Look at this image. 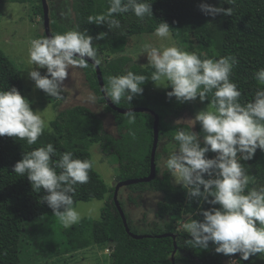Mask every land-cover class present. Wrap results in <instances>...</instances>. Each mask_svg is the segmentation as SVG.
Instances as JSON below:
<instances>
[{"label": "trees", "instance_id": "trees-1", "mask_svg": "<svg viewBox=\"0 0 264 264\" xmlns=\"http://www.w3.org/2000/svg\"><path fill=\"white\" fill-rule=\"evenodd\" d=\"M38 1L35 11L42 15L41 1ZM148 2L151 3L152 0ZM201 3L224 8L232 7V15L225 16L222 13L215 17L205 15L199 7ZM74 6L77 29L87 30L88 34L93 36V43L101 57L105 51L109 52L108 54L123 51L130 36L152 33L162 21H166L171 27V35L180 40L179 46L184 51L195 52L201 59L232 58L230 80L241 92L242 105L252 101L256 91L264 88V85L255 78V73L264 68V0H235L233 6L224 0H153L151 5L153 17L140 20L131 11L114 14V18L120 21V28L113 30L106 24L88 23L89 16L95 17L107 12L109 0H74ZM51 20L52 18H50L52 36L73 30V27L67 30ZM101 32H105L106 36L95 39ZM39 38H46L45 34L42 32ZM103 59L100 70L105 87L109 76L126 73L123 69H109L104 65ZM39 71L44 75L46 68ZM86 77L90 87L98 93L99 100L104 101L95 72L94 75L86 74ZM149 83L153 81L150 80ZM11 87H16L24 97L28 95L17 68L0 49V90ZM142 87L143 93L136 94L131 101L134 105L129 107H147L158 115L159 139L166 138L171 141L178 130L191 131L188 125L172 123L168 119L170 116H178L187 104L177 101L174 96L168 97L170 87L162 90H153L150 86L144 85ZM40 91L46 94L43 90ZM43 97L47 102H56L57 99L47 94ZM213 98V93H208L205 102L212 103ZM28 100L33 103L30 97ZM123 103L126 101L122 100L117 106L126 107L127 105ZM30 106L32 108L33 105ZM105 110L114 112L117 129L124 130L117 142L110 134L104 132L102 120L82 105L58 113L50 121L52 131L45 129L34 145H28L26 140L14 137H0V264H30L39 258L60 256L92 245L98 248L110 247L111 264H172L174 242L175 264L178 261L187 264H252L263 256L256 254L248 260H242L239 253L234 255L217 253L216 245L211 241L206 249L194 247L190 235L178 230L177 224L187 214H191L192 219H202L200 211L213 205L205 202L202 197L188 196L189 189L183 185L170 186V177L166 172L159 176L158 167L156 176L151 181L128 186L129 189L137 190L148 185L146 189L162 194L156 206V220L146 222L144 219L143 222L137 223L139 226L134 224L123 203L119 201L130 231L147 236L136 239L126 231L114 204V187L110 199L108 197L101 208L98 219L85 217L79 223L65 229L58 217L53 215L52 209L42 201L45 191L43 189L40 192L34 191L26 176L20 177L13 172V166L22 159L24 152L48 143H52L57 150L54 160H58L60 154L66 151L72 152L73 158L91 159L88 147L98 143L105 155L115 154L117 157L120 167L116 181L147 176L153 141V116L143 112L148 118L142 125L130 124L126 120L127 114H120L107 105ZM120 141L123 144L130 143L127 145L129 149L125 150L121 148L122 146L115 148V144H119ZM174 144L179 147L175 140ZM215 155L216 153L211 151L206 153L209 158ZM159 156L157 151L155 157ZM245 167L254 179L248 183L245 192L250 191L252 187L255 189L264 187V151L257 149L252 159L247 160ZM89 177L88 183L76 186L74 205L78 201L104 198L106 184L94 167L89 171ZM164 233L175 234V239L170 236L157 237ZM230 258L234 261H229Z\"/></svg>", "mask_w": 264, "mask_h": 264}, {"label": "clouds", "instance_id": "clouds-1", "mask_svg": "<svg viewBox=\"0 0 264 264\" xmlns=\"http://www.w3.org/2000/svg\"><path fill=\"white\" fill-rule=\"evenodd\" d=\"M152 2L109 0L107 12L89 16L88 23L106 24L112 30L120 28V21L114 18V14L131 11L140 20L153 17ZM224 2L235 5V0ZM199 7L211 17L221 13L232 15V7L209 3H201ZM170 28L166 21H162L155 29V35L170 39ZM104 36L106 33L101 32L95 39ZM93 40L87 30L78 29L31 40L28 62L35 67L28 70V76L34 81V87L60 99L62 86L71 69L86 68L89 60L95 65L102 63L103 58ZM145 53L154 68L150 80L157 86L170 87L168 97L174 96L183 103L197 97L204 102L208 93L214 96L210 109L199 111L194 119H190L191 131L181 129L175 133L178 150L169 154L163 163V168L171 173L175 182L189 189L188 196L202 197L213 205L200 211L202 219L185 215L181 219L186 221L182 226L184 231L190 235L194 247L206 249L211 241L216 245L217 253H239L242 260L264 254V187L245 192L249 178L241 163L252 159L257 149L264 151V88L256 91L252 101L242 105L239 102L241 92L230 80L232 58L201 59L197 53L176 46L157 48L145 45ZM41 68H46L44 75L39 71ZM255 78L264 85V68L255 73ZM147 80L145 75L127 71L125 75L109 76L103 92L116 105L122 100L130 104L136 94L143 93L142 85ZM90 99L95 100V97ZM133 113L127 112L130 124L136 119ZM49 119L42 115V111L33 110L30 101L16 87L0 90V137H14L34 145L45 129L52 131ZM197 121L203 132L202 141L200 134L192 130ZM182 122L180 119L175 121L176 124ZM160 141L158 136L155 154ZM210 151L216 153L215 157L206 156ZM56 154L52 143L24 152L22 159L14 164L13 172L20 177L26 176L34 191H45L42 201L67 229L82 219V212L74 206L73 197L78 184L88 183L94 162L73 158V153L68 151L54 160ZM157 159L154 156L155 176ZM94 211L95 208L88 209L89 214Z\"/></svg>", "mask_w": 264, "mask_h": 264}, {"label": "rangeland", "instance_id": "rangeland-1", "mask_svg": "<svg viewBox=\"0 0 264 264\" xmlns=\"http://www.w3.org/2000/svg\"><path fill=\"white\" fill-rule=\"evenodd\" d=\"M62 2L64 3L62 4ZM62 2V5H66L65 12L60 11L59 13H56V9L52 5L51 1L49 2L51 7L49 17L65 29L69 27L77 29L74 0H64ZM38 4V0H24L22 2L15 0H0V49L12 61L20 73L22 83L28 92V95L26 94L25 97L27 99L30 97L33 100V103L30 102V105H33V110H40L45 118H50L49 123L58 113L65 112L76 105H82L88 108L89 111L96 114L100 120L102 119L105 133L110 134V136L115 139V142L119 141L120 139L118 138H120V134L123 133L124 130L120 131L117 129L114 117L112 116L114 112L110 111V113L105 110L106 104L104 101L99 100L98 93L90 87L88 78L86 77V74L94 75V69L90 63L89 64L91 66L87 63L88 67L86 68L77 67L70 70L69 76L66 78L62 86L61 98L56 99V102H47L43 97L46 94H42L40 89L34 87V81H32L28 76V70L35 66L30 65L28 61L31 40L39 38L43 32L41 20L42 15L38 12L36 13L35 11ZM179 44H181L180 40L176 39L174 36L171 35L170 39H162L155 35V31L152 33L134 34L127 39L123 51H119L118 53L111 55L108 54L109 52L107 51L102 52V57H105L103 62L109 69H123L125 73H127V71H132L133 73L137 72L134 74L143 73V75L149 79L143 84L144 86H150L153 90H162L165 87L157 86L154 82L151 84L149 83L154 68H152L148 62L147 53H145V45L157 48L162 46H176L183 50ZM106 57H109V59ZM92 96L95 97V100L90 99ZM239 102L241 104L243 103L242 96L239 97ZM186 103V107L179 113L178 116H170L168 119L172 123H175L176 120L180 119L183 121L182 124L188 125L191 130L192 121L190 119H194L197 112L210 109L212 107V103H206L205 101L201 102L198 97L196 100L186 101ZM123 105H127L124 107L127 108L134 104L133 102L130 104L126 102L123 103ZM138 113V115L133 113L136 117L134 124L142 125L148 117L145 116L143 112ZM126 118L128 122V116ZM192 130L200 134V139L202 141L203 132L198 121L195 123ZM123 135L126 136V134ZM127 145H130V143L127 142V144H123V142L120 141L119 144H115V148L122 146L121 148L127 150L129 149ZM112 146L114 145L112 144ZM163 147H165L164 150ZM177 150L178 147L174 144V140L168 141L166 138L161 139L158 149L160 156L157 159L159 168L158 175L161 176L162 173L166 172V174L170 177V186H176L179 184L175 182L171 173L163 168V163L169 154ZM88 151L90 152L91 159L94 162V169L99 173L106 184L104 198L78 201L74 206L82 212V218L86 217L95 220L99 218L100 210L104 206L105 201L108 197L110 199V194L113 189L112 187H114L117 183L116 174H118L120 164L115 154L105 155L98 143L89 145ZM246 162L247 160L241 161L246 175L249 178V182H252L254 179L246 171ZM144 187L147 188L148 185H145ZM146 188L132 190L128 187H123L118 192L120 202L123 203L130 219L136 225H138L137 223L143 222L144 219H146V222L156 220V206L158 201L162 198V194L160 192H155L152 189ZM252 189L255 188L252 187ZM89 208H95L96 211L89 214ZM184 222L186 221L180 220L178 222V230L184 231L182 227ZM109 254L110 247L98 248L97 246L92 245L90 247L77 249L60 256L39 258V260L33 261L30 264H111ZM177 264L187 263L178 261ZM252 264H264V254L261 258L253 261Z\"/></svg>", "mask_w": 264, "mask_h": 264}, {"label": "water", "instance_id": "water-1", "mask_svg": "<svg viewBox=\"0 0 264 264\" xmlns=\"http://www.w3.org/2000/svg\"><path fill=\"white\" fill-rule=\"evenodd\" d=\"M41 1V5H42V27L44 30V34L45 37H51L52 33H51V28H50V17H49V6L47 3V0H40ZM88 63H90L93 68H94V72L96 75V78L98 80V84L100 86V90L101 93L103 95L104 100L106 101V104L114 111L120 113V114H127L128 111H133L134 113H138V112H149L152 116H153V125H152V130H153V141H152V148H151V152H150V169H149V174L145 177H140V178H129V179H125V180H120L116 183V185L114 186V190H113V200H114V204L117 208V210L119 211V214L121 216L123 225L126 229V231L134 238L139 239L142 238L144 236L147 235H141V234H134L130 231L129 226L127 224V220L125 217V214L123 213V210L121 209L120 203H119V199H118V191L121 187L123 186H128L131 184H135V183H146L151 181L152 179H154L155 177V162H154V156H155V151H156V147H157V143H158V136H159V132H158V120L159 117L156 113H154L151 109L147 108V107H131V108H121L118 107L117 105H115L110 98L105 97V94L103 92V77L101 74V70L100 67L101 65H95L92 63V61H87ZM149 236V235H148ZM166 236H170L173 239H175V234L173 233H164L161 235H157V237H166ZM175 251H176V245L174 242V249L172 251L171 254V262L172 264H175L174 261V255H175Z\"/></svg>", "mask_w": 264, "mask_h": 264}, {"label": "flooded vegetation", "instance_id": "flooded-vegetation-1", "mask_svg": "<svg viewBox=\"0 0 264 264\" xmlns=\"http://www.w3.org/2000/svg\"><path fill=\"white\" fill-rule=\"evenodd\" d=\"M51 1L52 5L54 6V8L56 9V13H59L60 11H64L65 12V8H66V5H62L64 2V0H47V3H48V6H49V9L51 8L50 5H49V2ZM53 1V2H52ZM62 2V4H61ZM51 11V9H50ZM42 30H43V27H42ZM43 33H44V30H43ZM113 116V114H112ZM124 187H127V186H124ZM123 187H121L120 189H122Z\"/></svg>", "mask_w": 264, "mask_h": 264}]
</instances>
